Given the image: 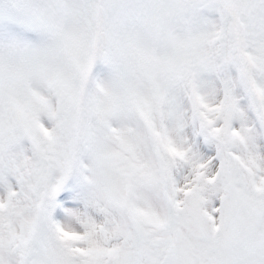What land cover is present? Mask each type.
<instances>
[{"label": "snow or ice", "instance_id": "1", "mask_svg": "<svg viewBox=\"0 0 264 264\" xmlns=\"http://www.w3.org/2000/svg\"><path fill=\"white\" fill-rule=\"evenodd\" d=\"M0 264H264V0H0Z\"/></svg>", "mask_w": 264, "mask_h": 264}]
</instances>
